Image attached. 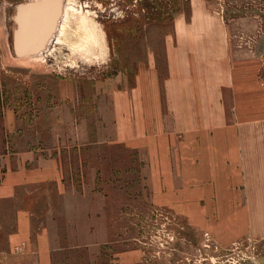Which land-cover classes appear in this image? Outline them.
Returning a JSON list of instances; mask_svg holds the SVG:
<instances>
[{"label": "rangeland", "instance_id": "374dc122", "mask_svg": "<svg viewBox=\"0 0 264 264\" xmlns=\"http://www.w3.org/2000/svg\"><path fill=\"white\" fill-rule=\"evenodd\" d=\"M33 1L0 0V183L10 171L24 167H52L54 175L35 186L32 194L17 191L1 198L0 221L10 222L21 206L31 208L37 222L52 232L53 264H258L262 247L254 239L222 246L198 222L207 210V183L185 187L176 143V188L157 191L146 148L117 142L115 90H130L143 76L156 90L164 89L163 108L167 102L166 83L173 79L174 68L166 62L162 45L173 35V1L73 0L78 13L67 24L70 31L84 27L88 39L78 44L86 40V46L72 51L58 44L50 52L62 12L45 48L19 56L16 43L7 36V12L19 5L13 13L14 41L23 34L22 23L32 25L24 8L46 0ZM218 3V18L225 28L219 54L230 50L234 58L245 61L239 73L244 90L224 98L234 122L237 110L251 113L246 105L252 103L248 89L254 83L261 88L264 103V0ZM175 4L182 11L190 8L188 0ZM154 44L158 48L146 47ZM148 50L158 51L157 63H130L131 56L144 58ZM252 57L260 73H253ZM230 66L234 72L240 67ZM187 68L189 78L204 87L207 80L215 83L226 65ZM162 117L172 129V114L163 112ZM179 199L182 202L176 204ZM260 211L264 215V209ZM0 264H32V258L13 256L0 233Z\"/></svg>", "mask_w": 264, "mask_h": 264}, {"label": "crops", "instance_id": "0c3cea01", "mask_svg": "<svg viewBox=\"0 0 264 264\" xmlns=\"http://www.w3.org/2000/svg\"><path fill=\"white\" fill-rule=\"evenodd\" d=\"M172 1L173 35L162 45L166 62L174 68L173 79L166 83L167 102L163 108L164 89L156 90L143 76L132 89L115 90L117 142L146 148L156 175L157 191L176 188V143L177 157L186 176L185 187L191 189L203 180L207 183V210L198 222L222 246L251 237L262 247L258 264H264V215L260 211L264 209L262 90L254 83L248 89L252 103L246 105L247 109L251 106V113L237 110L236 120L230 122L224 98L230 92L237 95L244 90L239 87V73L244 70L241 65L245 61L234 58L230 50L219 54L225 28L218 18V0H188V12L176 6L175 1L180 0ZM157 54L158 51L148 50L144 58L131 56L130 63H157ZM125 62H129V55H125ZM218 63L226 65V70L217 76L215 83L207 80L204 87L185 73L191 64L211 68ZM230 63L240 67L234 72ZM252 64L253 73H260L254 57ZM167 111L174 120L172 129L162 122L165 119L162 113ZM200 160L203 166H198ZM53 175L52 167L10 171L0 183V199L15 196L17 191L32 194L35 186L45 184ZM178 201L182 202L179 199L176 204H180ZM0 233L13 256L20 260L32 258V264H53L52 232L46 224L37 222L31 208L21 206L13 211L10 222L0 221Z\"/></svg>", "mask_w": 264, "mask_h": 264}, {"label": "water", "instance_id": "95a60500", "mask_svg": "<svg viewBox=\"0 0 264 264\" xmlns=\"http://www.w3.org/2000/svg\"><path fill=\"white\" fill-rule=\"evenodd\" d=\"M24 15L30 16L27 23H22L23 34L14 38V50L19 56L34 55L46 46L49 32L54 30L58 17L63 12L62 0H46L30 4L24 8ZM24 21V22H27Z\"/></svg>", "mask_w": 264, "mask_h": 264}, {"label": "bare ground", "instance_id": "6f19581e", "mask_svg": "<svg viewBox=\"0 0 264 264\" xmlns=\"http://www.w3.org/2000/svg\"><path fill=\"white\" fill-rule=\"evenodd\" d=\"M33 1V0H32ZM36 1V0H35ZM37 1H40V0H37ZM43 1V0H42ZM34 2V1H33ZM29 3V2H28ZM19 5L16 7V4L11 6L9 9H8V12H7V23H8V30H9V37L10 38V42L11 44H13V39H12V25H13V20H14V11H15V8H18ZM78 9H76V6H74V1L73 0H66L65 3L63 4V13H64V16H63V20L61 21V24H60V29L57 33V35L55 36V45H54V48L51 49L52 51H50L52 54L54 51L57 50V45L58 44H62V45H67L68 47H70V49L72 51H76L80 48L83 49L84 46H86V40L83 41V42H80L79 41H82V39H88V35L85 36L83 34V28L82 26L81 27H78V28H75L73 31L69 29V24H67L69 22V18L71 16H75L78 12ZM81 13V12H79ZM83 13V12H82ZM82 13L80 14V19H81V22L84 21V15H82ZM89 17V15H88ZM89 19V18H88ZM87 19V20H88ZM70 23V22H69ZM84 23V22H83ZM93 23V22H92ZM87 24V23H86ZM97 25V24H96ZM95 25V26H96ZM85 30V29H84ZM89 31V30H88ZM87 31V32H88ZM85 34H89L84 32ZM91 37V36H89ZM94 37V36H93ZM79 38V39H78ZM81 38V39H80ZM93 40V39H92ZM90 42V40H89ZM93 42V41H92ZM103 43V42H102ZM90 44V43H89ZM93 44V43H92ZM100 45V44H99ZM59 49V47H58ZM13 50V49H12ZM106 50V49H105ZM102 51V50H101ZM90 53V52H89ZM94 53V52H93ZM35 58V57H34Z\"/></svg>", "mask_w": 264, "mask_h": 264}]
</instances>
